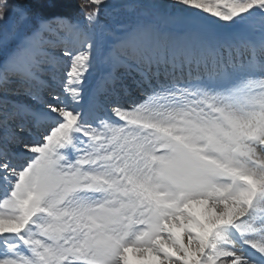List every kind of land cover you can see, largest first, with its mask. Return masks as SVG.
<instances>
[{"label": "snow or ice", "instance_id": "obj_1", "mask_svg": "<svg viewBox=\"0 0 264 264\" xmlns=\"http://www.w3.org/2000/svg\"><path fill=\"white\" fill-rule=\"evenodd\" d=\"M63 2L0 0V264H264V0Z\"/></svg>", "mask_w": 264, "mask_h": 264}, {"label": "rangeland", "instance_id": "obj_2", "mask_svg": "<svg viewBox=\"0 0 264 264\" xmlns=\"http://www.w3.org/2000/svg\"><path fill=\"white\" fill-rule=\"evenodd\" d=\"M128 2L133 4H151V3H165V4H172L174 3V0H128ZM179 7V6H177ZM143 11H148L147 9H143ZM131 14V13H130ZM77 16H80V11L77 13ZM82 18V17H81ZM105 21V22H104ZM111 21V13L109 10H104L101 13V23H108ZM12 21L6 22L11 23ZM4 27V24H0V30H2ZM94 75L89 79L88 83L94 80Z\"/></svg>", "mask_w": 264, "mask_h": 264}, {"label": "trees", "instance_id": "obj_3", "mask_svg": "<svg viewBox=\"0 0 264 264\" xmlns=\"http://www.w3.org/2000/svg\"><path fill=\"white\" fill-rule=\"evenodd\" d=\"M18 2L24 3L25 0H18ZM57 11L67 13L70 16H77V13L80 11L79 0H64L57 8Z\"/></svg>", "mask_w": 264, "mask_h": 264}, {"label": "bare ground", "instance_id": "obj_4", "mask_svg": "<svg viewBox=\"0 0 264 264\" xmlns=\"http://www.w3.org/2000/svg\"><path fill=\"white\" fill-rule=\"evenodd\" d=\"M94 80L93 81H91L90 83H88V87H93L94 85H95V81H96V79H97V76H96V74H94ZM135 95L137 96V97H139V93H135Z\"/></svg>", "mask_w": 264, "mask_h": 264}]
</instances>
